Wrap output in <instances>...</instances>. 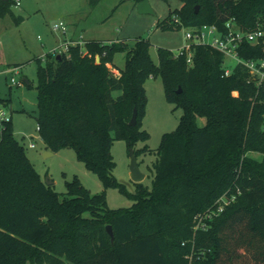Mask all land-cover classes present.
Listing matches in <instances>:
<instances>
[{"label": "trees", "instance_id": "trees-1", "mask_svg": "<svg viewBox=\"0 0 264 264\" xmlns=\"http://www.w3.org/2000/svg\"><path fill=\"white\" fill-rule=\"evenodd\" d=\"M180 2L157 28L210 24L223 31L231 21L264 31V0ZM13 4L0 0V18L19 23ZM149 47L141 37L132 45L84 40L36 58L35 119L45 148L73 147L104 187L115 183L113 140L124 139L137 155L136 141L148 137L141 121L150 76L160 77L165 99L183 111L152 150L151 187L134 182L125 208L107 207L104 192L91 193L76 177L64 192L45 183L9 121L0 142V264H264V79L250 80L240 62L225 74L224 54L209 44L192 43L190 63L186 49L163 47L155 63ZM118 51L125 62L114 72ZM237 54L264 58V35L242 41ZM223 195L233 199L203 218ZM199 217L205 228L195 227Z\"/></svg>", "mask_w": 264, "mask_h": 264}, {"label": "rangeland", "instance_id": "rangeland-1", "mask_svg": "<svg viewBox=\"0 0 264 264\" xmlns=\"http://www.w3.org/2000/svg\"><path fill=\"white\" fill-rule=\"evenodd\" d=\"M147 2L151 12H139L135 0H99L94 4L90 0H19L18 6L12 5V11L23 17L21 22L15 23L9 15L0 18V69L19 67L17 73H7L6 80L0 74V97L7 99L6 115L10 117L15 138L24 146L26 156L40 178L51 183L57 192H64L67 183L76 177L91 193L104 192L107 207L125 208L133 202L131 194L135 191V184L129 175L130 156L124 139L112 142L110 151L115 161V183L106 187L96 173L85 167L73 147L45 153L50 150L45 148L39 136L35 119L36 58L63 47L69 38L104 42L122 40L128 45H132L136 38H145L150 42L149 54L155 63L158 47L177 53L189 43L185 38L186 28L161 30L155 22L179 8L180 0ZM60 21L65 31L54 29ZM186 53L190 63L188 50ZM124 62L123 51L114 53L111 70L117 72L116 68H122ZM236 63V58L224 56L222 67L230 71ZM11 77L19 83L10 85ZM144 87L146 107L141 126L148 132V137L137 140L135 149L138 151V168L144 174L141 182L150 188L152 163L156 158L152 150L159 146L163 133L176 127L183 109L165 99L158 75L150 76ZM203 123L204 118L197 119L198 125ZM31 141L34 145L28 146ZM248 155L257 159L262 157L258 152H249Z\"/></svg>", "mask_w": 264, "mask_h": 264}, {"label": "built area", "instance_id": "built-area-1", "mask_svg": "<svg viewBox=\"0 0 264 264\" xmlns=\"http://www.w3.org/2000/svg\"><path fill=\"white\" fill-rule=\"evenodd\" d=\"M14 5L18 6L19 0H14ZM174 21H177V19L175 18ZM54 29H61L65 31V26L63 22L60 21L57 25L54 26ZM262 35H264V31H262L261 29L240 30L236 28L231 21H227L225 23V29L223 31H219L215 25L203 24L196 28H186L185 38L187 39V41H189V43L177 53H181L183 49L188 50L189 46L192 43L209 44L221 51L224 56H231L233 58H236L237 62L242 63L247 68L250 74L249 79L259 84L261 80L264 79V58L257 60L241 59L237 54V47L242 41L255 43ZM83 43L84 40L82 39H68L63 44V47L53 49L52 53H60L67 50L69 45H82ZM18 69V66H10L8 68L0 69V74H3L6 80L7 73L15 74L18 72ZM224 72L225 74H228L230 71L224 70ZM18 83V80H15L14 77H11L9 79L10 85H15ZM6 107L7 99L0 97V142L4 138L7 125L10 121V117L6 115ZM33 145L34 143L32 141L28 144V146ZM232 199V197L227 198L224 195L219 197L215 201L214 207L204 213L203 218H205L206 220L212 219L214 216L218 215ZM201 219V217L198 218V222L195 226L196 228H205V226L207 225V223H201Z\"/></svg>", "mask_w": 264, "mask_h": 264}, {"label": "water", "instance_id": "water-1", "mask_svg": "<svg viewBox=\"0 0 264 264\" xmlns=\"http://www.w3.org/2000/svg\"><path fill=\"white\" fill-rule=\"evenodd\" d=\"M136 6H137V10L139 12H151L152 11L150 6L148 5L147 0H138L136 2ZM24 81H25V83H27V80H24ZM129 123L130 124H134L135 123V111L132 114ZM45 153L51 154L52 152L51 151H46ZM129 156H130V164H129V169H130L129 175H130V178L134 182H140L144 178V174L142 172H140V170L138 168L136 155H135L133 149H129ZM47 184H50V183H47ZM105 228H106L107 233L110 236V240L112 241L113 238H114V235H113V231H112L111 225L108 224V225H106Z\"/></svg>", "mask_w": 264, "mask_h": 264}, {"label": "crops", "instance_id": "crops-1", "mask_svg": "<svg viewBox=\"0 0 264 264\" xmlns=\"http://www.w3.org/2000/svg\"><path fill=\"white\" fill-rule=\"evenodd\" d=\"M69 39H75V38H69ZM82 40H85V39H82ZM118 70V68H116Z\"/></svg>", "mask_w": 264, "mask_h": 264}]
</instances>
